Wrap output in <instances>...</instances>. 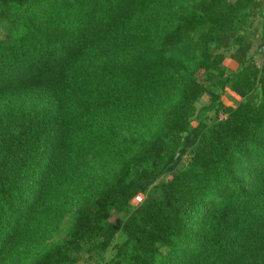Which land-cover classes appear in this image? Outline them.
Listing matches in <instances>:
<instances>
[{
  "label": "trees",
  "instance_id": "trees-1",
  "mask_svg": "<svg viewBox=\"0 0 264 264\" xmlns=\"http://www.w3.org/2000/svg\"><path fill=\"white\" fill-rule=\"evenodd\" d=\"M255 1L0 0V264L100 263L119 234L104 264L248 257L264 236V167L243 171L264 161V62L246 48L225 82L246 101L217 100L222 119L195 104L222 74L210 48L243 40Z\"/></svg>",
  "mask_w": 264,
  "mask_h": 264
},
{
  "label": "rangeland",
  "instance_id": "rangeland-1",
  "mask_svg": "<svg viewBox=\"0 0 264 264\" xmlns=\"http://www.w3.org/2000/svg\"><path fill=\"white\" fill-rule=\"evenodd\" d=\"M199 0H196L198 2ZM238 35L242 37L243 40L248 41V45H243L242 42L231 44L226 49H215L210 48L211 53L223 55V62L220 64V69L222 74H217L213 81L204 80L203 85L207 87L208 92L204 93L199 100L196 102L195 107L197 111H201L200 118L207 124H211L215 121L222 119L224 116L221 110L217 109V100L224 106H237L239 103L246 101L245 98L240 97L236 93L232 92L229 88V84H225L232 74L236 73L240 69L239 60L242 58L243 53L246 48L251 46V53L259 64L264 62V53L260 47L264 45V0H256L254 4L249 9L241 22L236 26ZM4 31H0V38L4 37ZM197 35H194L196 37ZM223 85H222V84ZM216 106L214 111L203 112L202 110L206 107ZM196 119L193 120V125H196ZM190 158L189 151L185 152L181 158V164L187 165ZM264 167V161H256L249 166H245L246 169L243 171L246 173L245 179L249 182L250 180H255L257 173L255 171L260 170ZM240 177V176H239ZM169 177H160L156 180L155 185L160 183L161 180H168ZM244 179V177H243ZM144 196L139 194L137 197L133 198L130 202L129 209L126 213H114L111 220L115 218H125L128 213H132L136 207L141 205ZM74 209L66 215L57 231L53 235L51 241L57 244H64L68 238V231L73 223L74 219ZM261 238V237H260ZM256 242V245L252 252L241 264H264V236ZM124 238L119 234L114 240L113 244L109 247L108 251L104 256L103 262L94 263L87 259V255H83L81 261L78 264H104L109 262L115 252L117 247L123 242Z\"/></svg>",
  "mask_w": 264,
  "mask_h": 264
}]
</instances>
